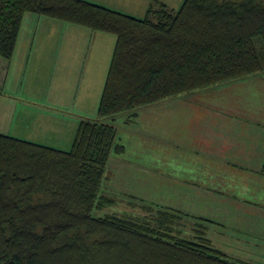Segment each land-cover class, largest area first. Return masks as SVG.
Masks as SVG:
<instances>
[{"label":"trees","instance_id":"obj_1","mask_svg":"<svg viewBox=\"0 0 264 264\" xmlns=\"http://www.w3.org/2000/svg\"><path fill=\"white\" fill-rule=\"evenodd\" d=\"M27 12L109 33L115 43L97 115L80 117L70 150L0 133V264H255L204 235L184 238L179 210H105L116 201L108 172L126 150L114 118L263 72L262 0H183L178 9L157 1L145 17L86 0H0L6 67Z\"/></svg>","mask_w":264,"mask_h":264},{"label":"rangeland","instance_id":"obj_2","mask_svg":"<svg viewBox=\"0 0 264 264\" xmlns=\"http://www.w3.org/2000/svg\"><path fill=\"white\" fill-rule=\"evenodd\" d=\"M112 2L111 6H117L122 13L145 17V8L124 6L120 9V1ZM262 2L264 4V0ZM179 6L178 0L168 3L172 9ZM22 22L13 57L9 61L11 76L8 80L4 75L0 79V133L68 151L80 117L94 119L97 115L114 37L95 32L102 43L98 44L96 39L89 40L85 35L76 40L70 37L69 32L87 29L35 12L25 13ZM255 45L261 56L263 45L260 37ZM70 54L72 57L68 58ZM67 59L70 61L68 71L63 69V65L59 68L53 65L56 61L65 63ZM84 64L86 71L83 70ZM92 67L95 69L90 73ZM253 85L254 82L249 88ZM263 85L264 78L255 84L258 87ZM246 87V83L237 81L234 85H218L175 98L170 102L186 108L185 113L181 116L173 114V124L167 126L164 116L153 117L155 111L168 107L166 102L167 107L163 103L159 107L129 112L124 114L126 117H115L118 141L126 146V150L121 156L123 159H119L120 164L116 162L117 166L112 165L108 172L111 178L107 185L116 201L114 207L106 208L105 212L150 217L155 211L145 210L143 205L147 203L179 210L180 221L175 225L184 238L190 240L204 235L231 258L264 264V181L253 180L254 177H262L260 175L247 172L238 175L231 169L233 147L239 152L238 146L229 143L232 121L243 114L240 96L233 94L243 92ZM5 94L13 100L17 98L47 109L62 110L66 114H60L66 117L24 109L19 100H14L15 103L5 98ZM261 104H264V99ZM259 110L263 111L264 106ZM254 113L248 116L252 119ZM185 120L192 126L187 131L192 138L187 137L188 142L175 143L174 138L182 141L185 123L179 124V121ZM201 131L212 136L217 134L213 145L198 146L199 141L194 136ZM260 151L264 149L257 152ZM261 159L264 160V154L262 158L254 159L253 164H260ZM240 194L244 196L242 198L249 197L247 207L239 203ZM251 205L254 206L253 211ZM257 209H260V214Z\"/></svg>","mask_w":264,"mask_h":264},{"label":"crops","instance_id":"obj_3","mask_svg":"<svg viewBox=\"0 0 264 264\" xmlns=\"http://www.w3.org/2000/svg\"><path fill=\"white\" fill-rule=\"evenodd\" d=\"M86 1H91L94 2L96 4L99 5H103L105 7H108L110 9H115L117 10V6H111L112 5V1H120L121 3H118L121 7L120 9H123L124 6L126 7H130V8H145L144 12L146 14L147 9L151 6L152 4V0H86ZM161 2L164 3L168 6V3L171 2V0H156L155 2ZM183 0H178V3L181 2ZM111 6V7H110ZM180 7V6H179ZM178 7V8H179ZM29 13V12H27ZM24 17V16H23ZM137 17V16H136ZM23 21V19H22ZM23 23V22H22ZM82 27V26H81ZM80 28V27H79ZM85 28V27H83ZM87 29V28H85ZM85 31H90L89 32H85ZM92 31V32H91ZM98 33L99 31H95V30H80L77 29L76 31L71 30L70 33V37L71 38H75L76 40H80L81 37H83L84 35L89 37V40H93L96 39V41H98V44L102 43V39L99 37V35H97L96 33ZM101 33H106V32H101ZM109 34V33H108ZM114 40H115V36ZM115 43V42H114ZM114 47V46H113ZM113 50V49H112ZM113 53V51H112ZM86 56H90L89 54H87ZM72 57V54H70L68 56V58ZM69 60L67 59L66 62L64 63V61L61 63L60 61H56L53 62V65L56 66V68H59V65H63V69L65 71L69 70ZM10 65V63L8 64V66ZM6 67V63L0 64V79L4 78L5 79H9L8 77L11 76V72L8 71L9 67ZM86 65L84 64L83 70L86 71ZM93 69H95V67H92L89 69V72L92 73ZM82 74V73H81ZM264 78V71L254 75V76H250V77H245V78H241L238 81L240 83H246L247 87L245 89H243V92L236 94L234 93V96H240L241 101L239 102V105L241 104V110L243 112L242 118H240V116L238 117H234V120L232 121V125H233V130L231 131L232 134H230L231 138L229 140V143H234L233 146H238V153L236 152V147H233V153L231 155V158L233 159V165L231 167V169L234 170V172H238V175H240V173H246V174H251V175H260L262 177H254L253 180H258V181H264V175L262 173V167L264 165V160L261 159L259 162L260 164L256 165V163L253 164V160L258 158H262V155L264 154V151H260L257 152L258 149H264V110L261 111L259 109H261L262 106H264V104H261L262 100L264 99V85L262 87H258L255 86L256 82H258V79ZM256 80V81H253ZM235 82L237 81H233V82H228V84H235ZM252 82H254V85L251 86L249 88V85L252 84ZM227 84V85H228ZM255 86V88H254ZM5 98H9L12 101L14 100H19V99H14L11 97H8V95H4ZM3 96V97H4ZM186 96V95H184ZM183 96V97H184ZM260 96H262V98H260ZM175 98H172V101ZM20 101V105H23L22 107L24 109L27 108H31L33 111L35 112H40L41 114H54L56 116H65L62 110H58L54 107H50L49 109H47L46 107H44L43 105H36L31 103L30 101ZM15 102V101H14ZM16 103V102H15ZM166 103L168 105V107L166 106ZM164 103L163 105H165V107L167 108H163L162 111H155V115L153 117L158 118L159 115L164 116L165 119V125H170L173 124L172 123V119H173V114L176 116H181L182 114L185 113V109L182 106L178 105L177 103L173 102L171 103L170 101ZM18 105V103L16 104ZM146 110V109H145ZM140 111V110H139ZM252 112L254 113V117H252V119L248 116V114L251 116ZM60 113H64V114H60ZM125 117L127 115H124ZM123 116V117H124ZM66 117V116H65ZM140 120H138L139 122ZM126 122V121H125ZM177 122V121H176ZM185 123V124H184ZM179 124H184L183 125V129L185 131V134H181V140H177L174 138V142H188V138H192L189 134H187L188 129L192 126L188 123L187 120L184 121H179ZM231 125V126H232ZM200 131V130H199ZM64 132H61V135ZM216 135H210L209 133H205V132H197L196 135L194 136V139H198L199 141V145L198 146H209L210 144H214V142L216 141ZM216 138V139H215ZM215 140V141H214ZM236 142V143H235ZM43 143V142H41ZM40 144V142H39ZM46 144V143H43ZM241 147V148H240ZM249 160V161H248ZM252 162V163H251ZM235 164V166H234ZM233 166L235 167V169L233 168ZM258 186H256L255 188L257 189ZM259 191V193L262 191H260L259 189H257ZM241 193V192H240ZM258 193V195H259ZM241 196V197H240ZM240 200L239 203L242 204V206L247 207L248 206V202H246V200H249V197L247 196L246 198H242L244 197L242 194H240ZM246 196V195H245ZM264 198V195L262 196ZM245 202V203H244ZM254 207V206H253ZM253 207L251 205V209L253 211ZM257 213H259L260 209H257Z\"/></svg>","mask_w":264,"mask_h":264}]
</instances>
